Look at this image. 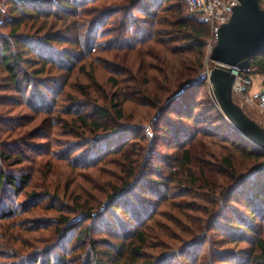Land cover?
I'll use <instances>...</instances> for the list:
<instances>
[{"label":"trees","instance_id":"obj_1","mask_svg":"<svg viewBox=\"0 0 264 264\" xmlns=\"http://www.w3.org/2000/svg\"><path fill=\"white\" fill-rule=\"evenodd\" d=\"M5 5L0 69L8 82L0 89L8 92H0V226L24 221L31 231L48 227L49 236L41 238L42 246L22 252L8 246L0 232V248L7 247L5 255L13 258L0 264H264V151L204 97V82L190 84L202 67L210 27L186 0H6ZM87 62L110 72L116 92L108 103L77 83L76 72L84 73ZM250 66L264 72V53L254 55ZM128 102L156 109L152 138L143 121L126 122ZM65 132L70 138L58 143ZM140 140L149 142L143 160L137 168L127 165L125 180L108 184L102 203H67L48 187H30L37 169L45 179L52 167V161L39 162L46 155L89 169L136 150ZM203 141L218 149L214 160L228 185L222 201L207 197L220 204L204 210V224L193 221L188 236L173 235L175 242L167 243L169 225L163 221L159 227L158 218H172L163 207L183 193L214 191L196 169L199 154L211 151L202 149ZM159 143L176 153L161 156ZM155 154L161 156L158 164L152 163ZM57 205L66 213L28 216L39 206ZM172 223L176 226L175 219Z\"/></svg>","mask_w":264,"mask_h":264},{"label":"rangeland","instance_id":"obj_2","mask_svg":"<svg viewBox=\"0 0 264 264\" xmlns=\"http://www.w3.org/2000/svg\"><path fill=\"white\" fill-rule=\"evenodd\" d=\"M6 0H0V20L3 12L6 10ZM188 7V5H187ZM189 10H191L188 7ZM210 27V26H209ZM8 29H5L4 31H7ZM211 30H209V36L206 40L205 44V53L202 60V67L200 68L197 76L205 69V65L207 62V53H208V41L210 39ZM107 57L112 58L111 55L107 54ZM90 62V61H89ZM87 62L86 71L83 73L81 71L76 72L78 75L75 76V79L77 80V83H83L85 85H88L89 88L87 90V93L92 96V98L98 100L99 102L108 103L110 98H112V95L114 92H116V87L111 83L110 80L107 79L110 72L106 70V68L101 64H90ZM209 67L211 68L213 65V62L209 60L208 62ZM213 68V67H212ZM141 69H144V67L141 66ZM6 71H3L0 69V83H7L8 78L6 77ZM196 76V77H197ZM254 83H258V76L253 74L252 76ZM96 82V83H95ZM203 83V82H201ZM200 83V84H201ZM205 83V98H212L213 93V84H211L212 89H209V85L207 82ZM257 90V86L254 85L253 91ZM0 92H8L4 89H0ZM72 92H75L74 89H72ZM76 93L79 94V91H76ZM233 101L237 103L243 111L254 121H256L259 125L264 126V114L259 112L256 108L250 107L246 105L245 103L241 102V100L237 96H233ZM217 108L218 106L214 104ZM2 107H0L1 109ZM124 111L126 114V122H138L143 121L142 126L148 125L147 129L144 131L146 136L148 138L153 137V128L150 121L155 119V112L156 109L147 106V105H139L138 103H125ZM2 110H5L3 108ZM12 112H16L15 110H11ZM223 114V113H222ZM69 117V116H68ZM225 117V116H224ZM34 123V122H33ZM33 123H30L28 125L29 127L32 126ZM158 124H161L158 123ZM194 124V123H193ZM150 125V126H149ZM25 128V127H24ZM57 135V134H56ZM55 135V136H56ZM14 136V134L12 135ZM57 141L58 143H62V141H59L64 138H70L67 132L61 133L58 135ZM35 141H41V138H35L33 139ZM206 147L202 149L211 150L209 153H201L200 150L201 146L199 143L196 144L197 152L201 153L199 154L198 163H197V170L202 171V177L200 176V172L198 171V175L200 176L201 180H206L207 178L210 180V182L213 183L214 191H209V194L206 193L207 191L200 192L197 194H193V191L190 195L188 194H181L180 196H177L174 198L172 203L170 202L169 205L166 204L163 207L164 209H169V213L165 212V214L170 215L171 218L176 220V226L172 223V219H167L163 216H159V227L163 224V221L169 225V228L167 230L168 234L166 237H164L167 241V243L175 242L173 241V235L176 237H179L180 239L185 238L187 235L186 231L188 230V227L190 229V226L193 225V221L196 220H206V216L204 214V210L206 211L209 206H212V209H217L220 202L218 200L213 199L211 203H209V199L207 197L212 195H217L216 197L222 201L223 195L222 189L228 185V177L224 170L220 169L217 165V161L214 160V152L213 150L218 151L216 147L213 145L207 144V142H204ZM58 146V145H57ZM53 145V147H57ZM149 146V142L146 140H140L138 141L137 145L135 146L136 150L133 151H126L125 154L121 156V154H117L116 156L109 157V159L101 165L96 166L95 168H89V169H77L73 168L66 163L53 159L49 155L44 156L43 158H40L39 162L42 161V163H45L47 161H52L50 167L46 173H45V179L40 178V171L37 169L35 176L33 178V182L30 184V187L36 186L38 188H41V190L48 187L50 192L59 193L63 200L67 203H76L77 200L79 203L84 202L85 204H98V202L102 203L105 200V196L107 194V189L109 188L108 184L111 186L113 182H120L121 180H125L127 177V165L133 164L136 166V168L139 166L141 161L144 157V152H146L147 148ZM155 149L159 152V154L162 155H173L176 153V150L171 145H166L164 143H159L155 146ZM138 152V153H137ZM129 156V158H126ZM161 156L158 154H155L154 158L152 159L153 164H158L161 162ZM241 163H243L239 159ZM49 165V164H47ZM34 166L36 163H34ZM164 166V165H163ZM162 173V168L161 171ZM40 181V183L38 182ZM175 184V183H174ZM197 194V195H196ZM232 204H236L235 201H230ZM96 204V205H97ZM67 208L62 207L61 205H57L56 207L49 208L46 206H39L36 209H33L28 213V216L37 217V219H40L39 217H47V216H56L60 214L61 212L66 213ZM207 212V211H206ZM27 215H22L21 218H25ZM48 218V217H47ZM28 221V220H27ZM201 224V222H199ZM5 224V223H4ZM29 224V223H28ZM27 222L19 221V223L14 224L13 226H8V224L0 226V232L5 231V236L3 237V241L8 246H13L16 248H20L22 252H28L30 250H34L37 248V246H42L44 243L42 241V237L49 236V230L48 227L45 229H37L34 231H31V229H28ZM25 226V227H24ZM203 226H200L199 230H202ZM107 234H103L101 236H106ZM211 238H214L216 240L219 237V233H211ZM98 236V233L97 235ZM98 236V237H101ZM102 248V247H100ZM10 250H8L7 247L0 248V259L2 260L5 258V262H11L13 258L10 256L11 254L5 255ZM84 249H82V252ZM158 251V250H153ZM15 253V252H13ZM207 258V256L204 257V260ZM79 264V263H77Z\"/></svg>","mask_w":264,"mask_h":264},{"label":"water","instance_id":"obj_3","mask_svg":"<svg viewBox=\"0 0 264 264\" xmlns=\"http://www.w3.org/2000/svg\"><path fill=\"white\" fill-rule=\"evenodd\" d=\"M261 53H264V6L259 0H238L229 20L219 27L209 55L213 62L212 98L233 128L264 151V126L250 118L232 98L233 68L246 69L251 58Z\"/></svg>","mask_w":264,"mask_h":264},{"label":"built area","instance_id":"obj_4","mask_svg":"<svg viewBox=\"0 0 264 264\" xmlns=\"http://www.w3.org/2000/svg\"><path fill=\"white\" fill-rule=\"evenodd\" d=\"M186 3L192 11L199 14L200 19L210 26L211 34L207 44L208 56L205 69L193 79V83L207 82L211 90L210 76L213 65L211 68L209 67V55L217 41L219 27L229 20L232 9L238 3V0H186ZM233 71L235 79L232 86V95L237 96L241 102L256 108L264 114V72H258L255 67L251 66L246 69L234 67ZM253 74L259 77L257 84L253 81ZM254 85L257 86L255 91H253Z\"/></svg>","mask_w":264,"mask_h":264},{"label":"bare ground","instance_id":"obj_5","mask_svg":"<svg viewBox=\"0 0 264 264\" xmlns=\"http://www.w3.org/2000/svg\"><path fill=\"white\" fill-rule=\"evenodd\" d=\"M213 101H214V103H215V100L213 99ZM217 105V104H216ZM227 120H228V118H227Z\"/></svg>","mask_w":264,"mask_h":264}]
</instances>
